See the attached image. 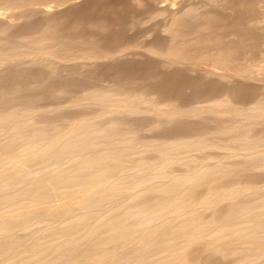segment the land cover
<instances>
[{
	"label": "rangeland",
	"instance_id": "obj_1",
	"mask_svg": "<svg viewBox=\"0 0 264 264\" xmlns=\"http://www.w3.org/2000/svg\"><path fill=\"white\" fill-rule=\"evenodd\" d=\"M78 125H81L80 129ZM84 135L92 139L95 149L110 151L112 159L109 156L104 158L105 162L98 163L99 166H95V161L91 158L77 164L73 155L84 156L88 153L87 149L85 151L80 146L60 155L15 159L17 149L25 147L24 145L52 139L73 140L83 138ZM88 150L92 151L91 147ZM0 159L6 160H0V167L15 163L20 171L33 176V180L37 178L38 182L41 181L40 189L36 190L38 195L32 197V201L16 195L19 186H25L27 178H24L25 183L18 179L16 182L19 184L16 185L19 186L16 189L14 184L4 188L6 197L12 191L10 195L14 194L17 198L6 199L5 202L2 199L0 212L6 213L5 219L11 218L10 215L13 214L12 218H15L17 214L18 218L16 216L17 219L12 221L20 223L22 219V223H25L24 217L28 218L27 224H16V228L19 227L16 230V222L5 224L13 223V229L9 228L13 231H7L8 227L5 225L6 229L1 227L2 239H18L17 245L20 242L18 246H14L16 243L13 240L12 247L15 251L11 247L4 251L8 255H0L1 258L5 257V260L0 258V262L5 264L9 262L8 259L13 264H37L38 260H45V257L53 260L49 264L54 262V245L65 234V238L74 236L75 228L63 225L67 219L63 213L56 216L57 219L54 217V222L57 220L58 223L51 222V217H47L53 210H67L79 199L83 205L77 201L79 205L76 210L79 206L82 207L80 210L86 206L81 212L85 216L84 211H88L86 213L89 217L86 214V218L94 228L90 224L82 225L75 234V239L78 240L87 231L89 234L93 233L89 235L91 239H102L103 236L108 239L112 222L121 221L119 218L123 220L126 214L124 219L130 221L129 217H133L130 211L136 215L143 207L151 213L149 218L152 217L147 222L150 225L144 219L146 224L143 221L141 225L156 227L159 224L158 228L167 220L178 221L182 215L176 207L183 200L187 206L182 214L192 210L190 204L199 205L195 211L204 218L215 214L221 218L228 212L227 214H233L234 221H239L246 218L244 216L252 214L251 218L261 211V219L249 224L251 230L247 227V234L251 237L254 233L256 238L252 237L256 240L246 237V241L245 232H241L244 239H240L241 233L234 231L235 225L227 227L228 231L231 229L230 233L226 229L223 230L225 233L219 232V236L225 235H222L224 238L231 234L229 238L233 239L228 241L219 237L214 232L215 229L211 231L212 235L215 233V237L222 239L216 240L210 234L212 225L201 241L192 242L194 244L191 243L190 248V244L187 246L188 251L185 250L184 253L188 255L180 258L181 261L187 259L186 261L178 259L179 262L175 260L162 264H264V241H260V233L252 231L258 228L257 224L264 226V0H0ZM87 161H93V165ZM201 167L209 169L208 173L200 170ZM76 168L82 173L71 181L74 186L49 175V172L63 169L70 170L71 173ZM91 171H98L95 173L100 175L95 176L94 173V180ZM200 171L205 172L204 177L191 179L189 182L187 180L186 184L184 181L176 182L182 174L186 177L187 174L189 176ZM144 175H148L147 185L151 188L144 191V194L149 192L145 196L141 188L143 185L147 186L146 180L138 182L141 185L144 183L142 187L137 182L132 183L137 190L128 182L126 184L130 186H127L124 181L122 183L125 185L115 182L119 185L113 188L115 190L112 189L116 185L113 181L120 176L131 178ZM78 180H84L86 184L92 181L93 184L84 186L85 182L82 184ZM103 180H106L105 183ZM100 181L108 184V187L100 185ZM235 185L245 187L246 191L240 193V187L239 196L235 192L231 194L232 198L220 195L221 201L218 200L223 190H229ZM97 186L99 190L105 189L106 193L95 189ZM107 188L112 189L111 196L107 194ZM85 190L86 193L83 192ZM88 191L99 194L87 195L89 199H97L94 201L95 205L100 200L99 196L107 198L101 196L103 200L97 203L100 205L98 207H91V202L86 199L84 202L89 204L87 207L83 200L87 198L85 194ZM213 191L215 197L216 192L220 191L219 197L214 200V195H210ZM7 200L8 203L14 202L8 205ZM193 200L202 203L193 204ZM207 200L212 202L208 203ZM163 201L167 204L161 208ZM245 204L249 209L247 215L245 211L242 212V205ZM234 205L237 210L241 208L240 211L234 209L236 213H229L228 210L233 209ZM89 206L91 210L95 207L94 211L87 210ZM151 207L153 208L150 210ZM200 208L201 211L198 212ZM137 209L139 212L135 213ZM24 210H28L31 215L27 216V211L25 214ZM76 210L74 209L75 214L81 213ZM3 213L0 214L1 218ZM176 214L179 217H175ZM94 218H101L97 219L100 227ZM101 221L104 223L102 226ZM89 225L94 230L89 231ZM144 225L142 227L145 230ZM231 226L235 228L233 231ZM154 227L149 229L153 230ZM83 228L87 231H82ZM144 230L141 231L145 234ZM121 232L123 233V229ZM142 232L134 231L130 238L125 231L123 234L117 231L116 242H122L123 245L113 242L117 246H114L116 250L111 251L116 254L120 249L117 252L120 253L125 246L121 255H128V249L132 246L127 247L126 244L132 245L131 239L142 237L143 234H138ZM234 232L238 235L233 236ZM2 233L9 237L6 238ZM118 235H122L123 239ZM206 237L214 238L211 243L217 245L210 246ZM83 239L85 242L81 241ZM83 239L75 241L82 252L87 248L89 250L86 246L90 244L89 238ZM124 239L126 243L123 242ZM211 239L209 238V242ZM32 244L39 249L31 251ZM118 245L122 247L118 249ZM156 250L149 247V255H157L159 251ZM32 252L42 258L36 260L34 256L37 255L33 253V256ZM109 259L106 257L104 262L107 260L109 263L112 260Z\"/></svg>",
	"mask_w": 264,
	"mask_h": 264
},
{
	"label": "bare ground",
	"instance_id": "obj_2",
	"mask_svg": "<svg viewBox=\"0 0 264 264\" xmlns=\"http://www.w3.org/2000/svg\"><path fill=\"white\" fill-rule=\"evenodd\" d=\"M176 20V19H175ZM223 55V54H222ZM226 59V58H225ZM227 59H228V57H227ZM227 62V61H226ZM221 63V62H220ZM168 108V107H167ZM167 108H166V110H167ZM162 111V110H161ZM170 111V110H169ZM171 112V111H170ZM169 112V113H170ZM176 112V111H175ZM164 113V112H163ZM168 113V112H167ZM168 113V114H169ZM172 114V113H171ZM76 125H74L73 126V129H74V127H75ZM79 127V129L81 128L80 126L81 125H78ZM83 128V127H82ZM72 129V128H71ZM85 129V128H84ZM90 130V129H89ZM88 130V131H89ZM88 131H86V132H88ZM91 132H92V130H90ZM89 131V132H90ZM94 131V130H93ZM89 132H88V135H89ZM94 133V132H93ZM37 134H39V133H37ZM65 134V133H64ZM64 134H62V135H64ZM86 134V133H85ZM67 135H68V133H67ZM64 136H66V135H64ZM63 136V137H64ZM85 137H80V138H76V139H73V140H71V138H69V139H66V140H63L64 138H62L61 140H63V141H61L60 139H52L51 141H44L43 143H34L35 145H33V143L32 144H27V145H24L25 147H22V148H20V149H17V153L15 154V159H22L23 157L25 158H33V157H38V155H49V154H55V155H60V154H62V153H65V152H68V151H70V150H73V148L74 147H76V146H80V147H83V148H85L84 150L86 151V149H87V154L86 155H81V156H76L75 154L73 155V157H74V159H75V162L78 164V163H82L83 161H85L86 159H89V158H91L93 161H95L94 163V165L96 166H99V164L98 163H101L103 160H104V158H111L112 156H110V155H112V153L110 154V151H107L106 149H103V150H99L98 148L97 149H95L94 148V144H93V142H92V139L89 137V136H91V134L88 136L89 138H87L86 136L87 135H84ZM93 137V136H92ZM68 138V137H67ZM48 139V138H47ZM124 140V139H123ZM120 141V140H119ZM130 142V141H129ZM124 143V142H123ZM142 143V142H141ZM117 144V143H116ZM120 144V143H119ZM128 144H130V143H128ZM180 144V143H179ZM31 145H33V146H31ZM115 146V145H114ZM120 146V145H119ZM121 146H123V145H121ZM142 146V145H141ZM159 146V145H158ZM161 146H162V144H161ZM91 147V149H92V151H90V150H88V148H90ZM146 147V146H145ZM198 147V146H197ZM204 147V146H203ZM79 148V147H78ZM82 148V149H83ZM122 148V147H121ZM129 148V147H128ZM133 148V147H132ZM151 148V147H150ZM155 148V147H154ZM161 148V147H160ZM166 148V147H165ZM108 149V148H107ZM117 149V148H116ZM81 150V149H80ZM111 150V149H110ZM172 150V149H171ZM251 152V151H250ZM84 153V152H83ZM257 153V152H256ZM77 154V153H76ZM253 155V154H252ZM109 156V157H108ZM112 159V158H111ZM116 159V158H115ZM0 160H4V159H0ZM114 160V159H113ZM116 160H118V159H116ZM5 162H6V160H4ZM92 161V162H93ZM161 161V160H160ZM159 160H158V162H160ZM88 162V164H89V162L90 163H92L91 161H87ZM87 162H85V163H87ZM96 162H97V164H96ZM103 162H105V161H103ZM173 162H174V160H173ZM1 163H3V161L1 162ZM8 163V162H7ZM198 163V162H197ZM84 164V163H83ZM104 164V163H103ZM162 164V163H161ZM1 165H3V164H1ZM6 165V164H5ZM86 165V164H85ZM92 165H93V163H92ZM105 165V164H104ZM166 165V164H165ZM102 166V164H100V167ZM141 166V165H140ZM200 166V165H199ZM81 167H82V169L84 168L85 169V166H83V165H81ZM167 168V167H166ZM202 168V167H201ZM78 169H79V165H78ZM205 169V168H204ZM203 168L202 169H200V170H204ZM207 169V168H206ZM22 170V169H21ZM163 170V169H162ZM209 170V169H208ZM208 170H204V171H206L207 173H208ZM70 170H66V169H63V170H58V171H55V172H49V175L51 174L52 175V177H53V179L55 178L56 180L58 179H60L59 181H61V180H64V181H67V182H70L71 184H72V182L71 181H73L75 178H77V177H75V176H77V174H79L81 171H78L77 170V168L76 169H73V172L71 171V173L69 172ZM95 172H98V171H95ZM95 172H92L91 171V173H93V176H94V173ZM82 173V172H81ZM90 173V172H89ZM91 173H90V175H91ZM205 173V172H204ZM204 173L202 172V171H200V172H194V173H192V174H190L189 176H188V174H187V176L185 177L184 175L185 174H180L179 176H180V178L178 179V180H176V182L177 183H179V182H185V181H187V182H189V180H191V179H199L200 177H204L205 175H204ZM99 175H100V173H98ZM97 174V175H98ZM144 174V173H143ZM142 174V175H143ZM159 174V173H158ZM177 174V173H176ZM179 174V173H178ZM177 174V175H178ZM203 174V175H202ZM96 175V173H95V176H97ZM209 175V174H208ZM79 176V175H78ZM95 176H94V180H95ZM148 176V175H147ZM146 175H144V176H141V177H131V178H125V177H122V176H120V177H118V179L116 178V180H114L113 178V182L115 183V182H121V184H123L122 182L124 181L125 182V184H126V182H128V183H130V184H132V183H136L137 182V184H139V185H141L140 183H138V182H140V181H147L148 182V177H147ZM184 178H183V177ZM80 177V176H79ZM98 177H100V176H98ZM98 177H96V179L98 178ZM206 177H208V176H206ZM24 178H27L28 179V181H29V179H32L33 178V176L31 177V176H29L28 174H26V173H24L23 171H20V168H18V167H16L15 166V163H8L6 166H4V167H0V204H1V201H2V199L4 200V202H5V200L6 199H8V200H11V198H13L14 197V194H12V195H10V193H12V191H10V193H9V196H7L6 197V194H4L5 193V191H4V188H7V187H9V186H11V185H13L14 184V186H15V189H16V183H18L19 184V182H20V179H22L23 181V183H25L24 181L26 180H24ZM91 178V177H90ZM19 179V182H16L17 180ZM35 180H31V182L29 181H26V184H27V182H28V184L26 185L25 184V186H22V184L23 183H21V186L22 187H20L19 185V188H18V186H17V193H16V195L17 194H19L20 196H23V198L25 197V198H27V199H29V200H31V198L32 197H34L37 193V189H40V186H41V181L40 182H38V179L37 178H34ZM36 179H37V181H36ZM103 179H104V177H103ZM177 179V178H176ZM207 179V178H206ZM92 180V179H91ZM93 180V181H94ZM98 180H102V179H99L98 178ZM109 180V179H108ZM107 180V181H108ZM174 180V179H173ZM59 181H57V182H59ZM78 181H80V180H78ZM86 181H89V179L88 180H86ZM104 181V180H103ZM106 181V180H105ZM105 181H104V183H105ZM111 181V180H110ZM171 181V180H170ZM81 182V181H80ZM85 181L83 180L81 183L83 184ZM145 183L146 185L147 184H149V182L148 183ZM193 182V181H192ZM90 183H92V181H90ZM90 183H87V184H90ZM96 183H97V181H96ZM104 183H101V181L99 182V184L101 185L102 184V186H103V184ZM107 183H109V181L107 182ZM134 183V184H135ZM142 183V182H141ZM171 183V182H170ZM177 183H175V184H177ZM85 185L84 186H89V185H87L86 184V182L84 183ZM93 184V183H92ZM91 184V185H92ZM95 184V183H94ZM98 184V186L100 187V185ZM110 184H112V182H110ZM116 184V183H115ZM120 184V186H123V185H125V184H123V185H121ZM136 184V185H137ZM144 184V183H143ZM142 184V185H143ZM185 184H186V182H185ZM73 185V184H72ZM108 184H104V187L105 186H107ZM114 185V184H113ZM117 185H119L118 183L116 184V185H114L113 187H112V189L116 186L117 187ZM127 186H130L129 184H126ZM139 185H137L138 187H139ZM142 185H141V187H142ZM170 185V184H169ZM66 186V185H65ZM74 186V185H73ZM96 186V185H95ZM98 186L95 188V189H97V190H99V188H98ZM110 186V185H109ZM132 187L134 186L133 184L131 185ZM163 186V185H162ZM165 186H167V185H165ZM173 186V185H172ZM175 186V185H174ZM173 186V187H174ZM177 186H179V185H177ZM79 188H81L80 186H78ZM104 187H102V188H104ZM108 187V186H107ZM115 187V188H116ZM140 187V188H141ZM143 187H145V185H143ZM142 187V188H143ZM164 187V186H163ZM172 187V188H173ZM176 187V186H175ZM240 187L242 188V186H240V185H238V186H233L232 188H230L229 190L227 189H225V191L223 190L222 192L223 193H225V194H223V193H221V194H219L220 193V191H217L216 192V195H217V197H219L220 195L221 196H223L224 197V195H228V196H230L231 197V194H234L235 192H238V190H240ZM76 188V187H75ZM79 188H77V189H79ZM87 188V187H86ZM92 188H93V185H92ZM101 188V187H100ZM106 188V187H105ZM111 188V187H110ZM125 188H128V187H125ZM134 188H135V186H134ZM133 188V189H134ZM141 188V190L143 191V195L145 196L146 194H148L149 192H147L146 194H144L146 191H149V189H151V188H149V186L147 185L146 187H145V189L143 188L142 189ZM158 187H156V189H157ZM167 188V187H166ZM229 188V187H228ZM245 188V187H244ZM244 188H242V190H241V192L240 193H242V191L244 190V191H246ZM248 187H246V189H247ZM15 189L13 190V193H15L14 191H15ZM74 189V188H73ZM76 189V190H77ZM83 189V188H82ZM82 189H80V190H82ZM94 189V188H93ZM108 189V188H107ZM112 189H108L109 191V193L107 192V194H109L110 196L112 195V194H110V190H112ZM129 189V188H128ZM136 189V188H135ZM138 189V188H137ZM136 189V190H137ZM159 189V188H158ZM164 189V188H163ZM170 189V188H169ZM103 190V192H105L104 190L105 189H101V190H99V191H102ZM113 190H115V189H113ZM160 190V189H159ZM177 190V189H176ZM176 190H174V191H176ZM78 191V190H77ZM107 191V190H106ZM139 191V190H138ZM145 191V192H144ZM168 191H170V190H168ZM173 191V192H174ZM261 191V190H260ZM1 192H3L2 194L3 195H1ZM80 192V191H79ZM82 192V191H81ZM83 192H85L86 193V190L85 191H83ZM83 192H82V194H83ZM89 192V191H88ZM87 192V194H85L86 195V197H87V195L88 194H91V196H93V195H96V193L95 194H93V193H88ZM102 192V193H103ZM114 191H112V193H113ZM135 192V191H134ZM239 192H238V195L237 196H239L240 194H239ZM7 193V192H6ZM99 193V192H98ZM106 193V192H105ZM139 193H140V195H142L141 193L142 192H140L139 191ZM208 193V192H207ZM214 191H213V194H211L210 193V195H214ZM80 195H82L81 193H79ZM135 194V193H134ZM171 194V193H170ZM173 194V193H172ZM171 194V195H172ZM175 194V193H174ZM218 194H219V196H218ZM15 195V196H16ZM38 195V194H37ZM99 194H97L96 196H98ZM109 195H107V196H109ZM129 195V194H128ZM208 195V194H207ZM82 196H84V195H82ZM88 196H90V195H88ZM102 196V195H101ZM101 196H99V199L100 200H103V198L101 199L100 197ZM104 196V195H103ZM102 196V197H103ZM135 196V195H134ZM172 196H174V195H172ZM176 196V195H175ZM209 196V195H208ZM212 196H209V197H212ZM221 196L218 198V200L221 198ZM18 197V196H17ZM85 197V196H84ZM104 197H106V196H104ZM129 197V196H128ZM143 197V196H142ZM170 197V196H169ZM204 197H206V195L204 196ZM209 197H207V198H209ZM217 197H215V195L213 196V200H214V198H217ZM222 197V198H223ZM227 197V196H226ZM233 197V196H232ZM231 197V198H232ZM22 198V199H23ZM36 198H37V196H36ZM80 198H82V197H80ZM93 198V197H92ZM91 197H90V199L87 197V198H84L85 200H83V202L84 201H86V199H87V201L89 200L90 202H91V207L92 206H94L95 205V203H94V201H95V199L96 198H93L94 200L93 201H91V199H92ZM107 198V197H106ZM127 198V197H126ZM166 198V197H165ZM207 198H205V199H207ZM17 198H15L14 197V200H16ZM105 199V198H104ZM128 199V198H127ZM130 199H131V197H130ZM173 198H170V200H172ZM182 199V198H181ZM205 199H203L204 201H206ZM228 199V198H227ZM230 199V198H229ZM8 200H7V204L9 205L10 203H13L14 202V200L12 201V202H10V203H8ZM29 200H27V201H29ZM34 200H36V199H34ZM80 200V199H79ZM79 200H77L78 202H79ZM97 200V199H96ZM100 200H98V201H100ZM126 200V199H125ZM138 200V199H137ZM146 200V199H145ZM163 200H164V198H163ZM167 200H168V198H167ZM166 200V201H167ZM176 200V199H175ZM180 200V199H179ZM208 200H211L210 198L208 199ZM207 200V201H208ZM217 200V201H218ZM223 200V199H222ZM32 201V200H31ZM75 202V203H77V204H75V203H73V205H71L70 207H68L67 208V210H64L63 212H61V211H57V210H53V209H51V210H53V212H49V215H48V213H47V215L49 216V217H47V218H50V220H51V222L53 221L54 222V220H55V218H56V216H59L61 213H63V215H65L66 216V222L65 223H63V225H65L66 227L67 226H71L73 229L75 228V231L73 232V233H75L76 234V231H79V229H81L85 224H90V221L88 222V218H86V212H88V211H84L85 212V216H83L84 215V213L82 214V212L81 211H83L84 209H86L85 207L83 208V210H80V208L82 209V205H83V203L81 202H79L80 203V205L81 206H79L80 208L78 209V210H80L79 212H81V213H77V214H79V215H77V214H75L74 212V209L76 210V208H77V206L79 205L78 204V202ZM81 201H82V199H81ZM97 201V203H101V201L100 202H98ZM128 201V200H127ZM139 201V200H138ZM203 201V203H205V204H207L206 202H204ZM220 201H221V199H220ZM96 202V201H95ZM113 202H114V200H113ZM164 202V204H161L160 202V204L162 205L161 206V208H164V207H166V202L165 201H163ZM179 202H181V201H179ZM187 202V201H186ZM198 202V201H197ZM199 202H201V201H199ZM198 202V203H199ZM211 203L212 201H208V203ZM215 203H216V199H215V201H214ZM87 203V202H86ZM85 202H84V204H86ZM92 203H94L93 205H92ZM97 203H96V205H97ZM172 203V202H171ZM183 203V204H182ZM182 203H180V204H177L178 206L176 207V209L179 211H181V215L182 216H180L179 217V212L177 213V214H179V215H177L176 214V216L175 217H179V220L178 221H174V222H172V221H165L164 223H161L162 225H160V227H158L157 228V226H159V224H156L155 226L156 227H154V225L153 226H149L150 224L149 223H147V222H149L150 220H151V217L149 218V215L151 214L150 212H149V210L147 209V208H142V209H140L141 211V215H140V212H139V209H137V210H135V213H136V211H138L139 213V215L136 213V215H134V213H133V211L131 210L130 211V214H132L133 215V217H129L130 218V221L128 220V219H124V218H126L127 216V214L125 215V217L123 218V220L121 219V218H119L121 221H118V222H116V223H114V222H112L113 224H111L110 225V230H111V232H109L111 235H109V233H108V239H106L104 236V238L105 239H103V237H102V239H99V238H97V239H91V237L89 236V235H92L93 233L92 232H90V234L88 233V231L87 230H85V228H83L82 229V231L83 230H85V231H87V232H84V234H83V236L82 235H80V236H82V238L81 237H79V240L78 239H75V238H77V236L74 234V236H69V237H67V238H65L66 237V234H65V237L63 238H61L60 239V241L57 243V244H55L54 245V249H55V251H53L52 250V252H54V253H52V254H54L55 255V259L52 257V259H54V262H51V264L53 263V264H106V262H107V260H106V262H104V260H105V258L107 257V258H110V259H112L111 261H110V259H109V263L108 264H149V261H151L150 262V264L152 263V264H159V263H163V262H172V261H177V262H179L178 261V259L181 261V257L183 256H186V255H188V254H185L184 252H185V250L186 251H188L186 248H187V246L190 244V246L188 247V248H190L192 245H191V243L192 242H194V241H201L202 239L201 238H203V236L205 237L206 236V233H207V230H209L208 228H209V226H212L213 225V227H212V229L210 230V234H211V231H213L214 229V232L215 233H217L218 234V236L220 235V233L219 232H221V233H223L225 230L224 229H226L227 230V227L229 226V225H233V227H234V225H235V227H236V230H234V231H236L237 232V230L238 231H240V233L242 232H245V234H249V232H247L248 231V229H250L251 230V228L250 227H248V226H250L249 224L252 222V221H259V219H261V217H262V214H260L261 213V211H260V213H258V214H256L255 216H253V217H251V218H249L250 217V215H252V214H250V213H248V214H250L249 215V217H247L248 215L246 214V212H248V206L245 204V205H242V212H244L245 213V215H247V216H244V214H243V216L244 217H246V218H244V219H242V220H239V221H234L233 219H232V215L233 214H227L226 213V215H223L224 216V218H223V216L221 217V218H219L220 216H218L217 217V215L215 214V215H209V218H208V216H207V218H204V217H201L195 210V208H196V206H199V205H196V206H193L192 204H190L191 206V209L192 210H190L187 214H182L183 212H182V210L183 209H185L186 208V206L187 205H184V204H186L185 203V201L183 200L182 201ZM190 203H191V201H190ZM193 204H195L196 202H194V200H193V202H192ZM198 203H196V204H198ZM202 203V202H201ZM201 203H199V204H201ZM114 204V203H113ZM122 204V203H121ZM132 204V203H131ZM149 204V203H148ZM243 204V203H242ZM3 205V204H2ZM4 205H6V203L4 204ZM8 205H6V206H8ZM88 203H87V207H88ZM95 205V206H96ZM99 205V204H98ZM98 205H97V207H98ZM138 205V204H137ZM145 205V204H144ZM168 205H170V203L168 204ZM1 206V205H0ZM100 206V205H99ZM116 206H118V205H116ZM115 206V207H116ZM130 206V205H129ZM138 206H142V205H138ZM145 206H147V203H146V205ZM204 206V205H203ZM236 205H234L233 206V209L232 208H230V210H228L229 211V213L231 212V211H234V209H236L237 210V208H234ZM91 207L89 206V208H87V210L88 209H90V211L92 212V211H94V209H95V207H94V209H92L91 210ZM109 207V206H108ZM135 207L137 208V206L135 205ZM150 206H148V208H149ZM167 207H169V206H167ZM172 207H173V205H172ZM101 208V207H100ZM105 208V207H104ZM110 208V207H109ZM117 208V207H116ZM128 208H130V207H128ZM139 208V207H138ZM153 207H151L150 208V210L152 209ZM159 208V207H158ZM197 208H199V207H197ZM47 209V208H46ZM113 209V208H112ZM132 209V208H131ZM168 209V208H167ZM232 209V210H231ZM239 209H241V208H239ZM237 210V212L238 211H240V210ZM248 209V210H247ZM29 210H31L32 211V209H29ZM48 210H50V208H48ZM78 210H76V211H78ZM97 210V209H96ZM99 210V209H98ZM105 210V209H104ZM111 210V208L109 209V211ZM114 210V209H113ZM112 210V211H113ZM118 210V209H117ZM127 210V209H126ZM126 210H124V212L126 211ZM130 209H128L127 211H129ZM198 210V209H197ZM252 210V212H253V209H251ZM1 211V210H0ZM21 211V210H20ZM19 211V215H20V212ZM25 211V210H24ZM23 211V212H24ZM27 211V216H29V214L31 215V213H28V210H26ZM26 211H25V214H26ZM34 211H36V210H33V212ZM44 211L46 212V210L44 209ZM90 211H89V213H90ZM101 211V210H100ZM127 211L125 212V213H127ZM162 211V210H161ZM201 211V208L199 209V211L198 212H200ZM258 211H259V209H258ZM37 212V211H36ZM41 212V211H40ZM48 212V211H47ZM96 212H98V211H96ZM107 212H108V208H107ZM107 212H105V213H107ZM160 212V211H159ZM175 212V211H174ZM255 212H256V210H255ZM1 213H3V212H0V214ZM9 214H11L12 212H8ZM17 213V212H16ZM99 213H101V212H98V214ZM113 213V212H112ZM112 213H111V215H112ZM155 213V212H154ZM172 213V212H171ZM232 213V212H231ZM234 213H236V211H234ZM262 213H264V212H262ZM23 214V213H22ZM21 214V216H23ZM44 214H46V213H44ZM80 214H82L81 216H80ZM94 214V213H93ZM107 214H109V213H107ZM254 214V213H253ZM4 215H6V213L4 212L3 213V215H2V218L4 217ZM46 215V216H47ZM88 215V214H87ZM91 215V214H90ZM103 215V214H102ZM123 215H124V213H123ZM203 215V214H202ZM227 215H229V216H227ZM234 215H237V214H234ZM1 216V215H0ZM8 216V215H7ZM6 216V217H7ZM13 217L14 216V214L13 215H10V217ZM16 216H17V214H16ZM16 216H15V218H9V217H7L6 219H5V217H4V219H2L1 217V220H0V229H1V227H2V229H3V226L5 225V224H8V222H16V221H12V220H15V219H17L18 218V216H17V218H16ZM21 216H19L20 218H21ZM25 216V215H24ZM23 216V217H24ZM37 216V215H36ZM62 216V215H61ZM96 216V215H95ZM94 216V217H95ZM98 216H100V215H98ZM204 216H206V215H204ZM239 216V215H238ZM242 216V217H243ZM22 217V218H23ZM55 217V218H54ZM87 217H89V215L87 216ZM101 217V216H100ZM143 217V218H142ZM19 218V219H20ZM26 218V219H25ZM30 218V217H29ZM91 218V217H90ZM103 219H104V217H102ZM105 218H107V217H105ZM132 218V219H131ZM153 218H154V216H153ZM153 218H152V220H153ZM163 218V217H162ZM235 218V217H234ZM18 219V220H19ZM24 219L27 221V217H24ZM40 219V218H39ZM57 219V218H56ZM60 219V218H59ZM98 219V218H97ZM97 219L95 220V218H94V221H96L97 222ZM101 218H99L98 220H100ZM102 219V220H103ZM108 219V218H107ZM106 219V220H107ZM118 219V220H119ZM146 221V223L147 224H149V225H144V224H140V223H142L144 220ZM230 219V220H229ZM166 220V219H165ZM233 220V221H232ZM21 221V222H20ZM19 222L20 223H18V221L15 223V230L16 229H18V228H16V224H21L22 223V221H24V220H20ZM26 221H25V223L23 222L22 223V225L23 224H27L26 223ZM57 221V220H56ZM55 221V222H56ZM116 221V220H115ZM145 221L143 222V223H145ZM28 222H29V220H28ZM41 222V221H40ZM54 222V223H55ZM88 222V223H87ZM93 222V221H92ZM91 222V223H92ZM102 223H101V226H102V224H104L103 223V221H101ZM105 222V221H104ZM161 222V221H160ZM56 223H58V222H56ZM60 223H62V221L60 222ZM145 223V224H146ZM154 223V222H153ZM152 223V224H153ZM13 224V223H12ZM11 223L9 224V225H5V226H7L8 228H7V231H10V230H12L13 228L11 227V226H14V224L12 225ZM93 224V223H92ZM97 225H99L100 224V222H97L96 223ZM96 224H94V225H96ZM62 225V224H61ZM62 225V226H63ZM83 225V226H82ZM91 225V224H90ZM90 225L88 226V227H90ZM141 225V227L144 225L146 228H145V230H144V228L142 229L141 227H139ZM214 225H216V227L214 226ZM4 226V227H5ZM85 226H87V225H85ZM92 226V225H91ZM149 226V227H148ZM12 228V229H9V228ZM20 227H22L21 225H20ZM93 227V226H92ZM96 227V226H95ZM98 227H100V225L98 226ZM151 227H154V229L152 230V229H149V228H151ZM247 227H248V229H247ZM256 227H258V228H253L254 230H252L253 232L255 231V233H257L258 232V234L260 233L261 234V237H260V235H257V236H259L261 239L262 238H264V226L263 225H261V224H257V226ZM91 228V227H90ZM94 228V227H93ZM93 228H91L89 231H92V230H94ZM138 228H141V230H144L145 231V234L141 231V230H139ZM211 228V227H210ZM231 228H232V226H231ZM2 229H1V231H2ZM4 229H6V227L4 228ZM9 229V230H8ZM70 229V228H69ZM95 229H97V228H95ZM123 229V233H124V231L128 234L127 236H129L130 237V235H132L133 233H134V231L135 232H137V230H138V232H142V233H138L139 234V236H140V234H143V236L142 237H140V238H137L136 237V239L138 240H136V239H131L133 242H134V244H133V242H132V245H127L126 244V246L128 247H130V246H132V248H129V249H131V250H129L128 249V255H126V256H122L121 255V253L124 251L123 250V248L125 247V246H123V248L121 249L122 251H120V253H117L120 249V246L122 247V242H120L122 245H118L119 247H118V251H116V254L113 252V251H111V249H113V250H116V249H114V248H116V247H114L116 244H120V243H118V242H116L117 241V239H116V236L115 235H117L116 234V232L117 231H119L121 234H123L122 232H121V230ZM157 229V230H156ZM233 229H235V228H232V231H233ZM224 230V231H223ZM231 229L229 228V231H230ZM249 230V231H250ZM1 231H0V235H1ZM7 231H5V232H7ZM13 231V230H12ZM11 231V232H12ZM70 231V230H69ZM73 230H71V232H72ZM81 231V230H80ZM100 231V230H99ZM153 231H155V232H153ZM157 231V232H156ZM223 231V232H222ZM228 231V230H227ZM228 231V232H229ZM252 231H250L251 233L250 234H252ZM10 232V233H11ZM94 232V231H93ZM95 232H96V230H95ZM94 232V233H95ZM213 232V233H214ZM236 232H234V235L233 236H235V235H238V234H236ZM4 233V232H3ZM2 233V234H3ZM15 233V232H14ZM70 233V232H69ZM79 233V232H78ZM92 233V234H91ZM97 233H98V231H97ZM96 233V234H97ZM209 233V232H208ZM214 233V234H215ZM225 233V232H224ZM230 233V232H229ZM228 233V234H229ZM240 234V236L242 235L243 236V234ZM6 234V233H5ZM9 234V233H8ZM11 234H13V233H11ZM11 234H9V235H11ZM81 234H82V232H81ZM105 234V233H104ZM212 235L211 234V237H215L216 235ZM232 234H233V232H232ZM245 235V238L246 237H248V239L250 238H253V237H255L253 234H252V236L250 237L249 235ZM4 235V234H3ZM71 235V234H70ZM98 235V234H97ZM107 235V234H106ZM105 235V236H106ZM136 235V233L134 234V236ZM150 235H153V236H150ZM209 234H207V236H208ZM222 235H224V234H222ZM219 236V237H222V239L223 240H230L231 238L233 239V237H231V238H229V236L231 235V234H229V236L227 235V233H226V237H228L227 239H226V237L224 238V236ZM5 236V235H4ZM13 236H15L14 234H13ZM67 236H68V234H67ZM88 236V237H87ZM99 236V235H98ZM119 236H122V235H118L117 237H119ZM126 236V237H127ZM151 238H150V237ZM210 236V235H209ZM215 237V239L217 240V238H219V237ZM232 236V235H231ZM240 237V239L242 238V239H244L243 237ZM263 236V237H262ZM6 237V236H5ZM5 237H3V238H5ZM7 237H9L8 235H7ZM6 237V238H7ZM11 237V236H10ZM17 237V236H16ZM87 237V238H86ZM93 237V236H92ZM126 237H125V239H126ZM211 237H209L210 239H211ZM237 238H238V236H236ZM236 237H234V238H236ZM11 238H15V237H11ZM11 238H9V239H11ZM18 238H19V236H18ZM83 238H85L86 240H88V238H89V243L90 244H88L89 246H86V247H89V250H88V248L87 249H85V250H87V251H85L84 250V252H82L81 250L79 251V249H78V245H76V242L75 241H80L81 239H83ZM101 238V237H100ZM130 238H132V236L130 237ZM146 238H148V240L146 239ZM207 238V237H206ZM209 238H207L208 239V244L210 245V246H213V244H215L214 242H213V244L211 243L212 241H214V238H212L211 239V241L209 242ZM256 238V237H255ZM255 238H253V239H255ZM8 239V238H7ZM7 239H2L1 237H0V255L1 254H3L4 253V251L5 250H7V249H10L11 247H12V245L14 244V243H12L13 242V240H14V242L16 243L17 242V240H15V239H11V240H7ZM122 239H123V236H122ZM121 238H120V241L122 240ZM125 239L123 240V242L125 241ZM128 239V238H127ZM146 241H145V240ZM201 239V240H200ZM221 238H219V240H222ZM247 239V238H246ZM245 239V240H246ZM248 239L246 240V241H248ZM249 239V240H250ZM260 239V241H264V239L263 240H261ZM20 240H22V241H24L23 239H20ZM118 240H119V238H118ZM134 240H136V241H134ZM204 240H206V239H203V241ZM237 240V239H236ZM235 240V241H236ZM239 240V239H238ZM256 240V239H255ZM254 240V241H255ZM21 241V243H23ZM81 241H84V239L83 240H81ZM127 241V240H126ZM129 241V240H128ZM240 241H243V240H240ZM254 241H253V243H254ZM258 241H259V239H258ZM257 241V242H258ZM85 242V241H84ZM113 242H116V244L114 245L113 244ZM216 242V241H215ZM220 243L222 242V241H219ZM224 242V241H223ZM226 242V241H225ZM233 242H234V240H233ZM20 243V242H19ZM19 243H18V245H19ZM80 243V242H79ZM113 244V245H110V244ZM124 243H126V242H124ZM127 243H129V242H127ZM196 243V242H195ZM230 243V242H229ZM232 243V242H231ZM248 243H250V241L248 242ZM252 243V242H251ZM36 244V243H35ZM192 244H194V243H192ZM219 244V243H218ZM17 245V243H16V245L14 244V246H18ZM33 245V244H32ZM37 246H38V244H36ZM35 245V246H36ZM109 245L110 246H113L112 248H110L109 247ZM125 245V244H124ZM215 245H217V243L215 244ZM34 245H33V248H31V251H33L34 249H36V250H38L41 246H36L37 248H34L35 247ZM53 246V245H52ZM78 246V247H77ZM117 246V245H116ZM149 247H150V249H157L156 251L158 252L159 251V253H157V255L156 254H154V255H152V256H150L149 255ZM152 247V248H151ZM13 248V247H12ZM81 248H82V246H81ZM99 249V250H97V249ZM14 249V248H13ZM33 249V250H32ZM41 249V248H40ZM67 249V250H66ZM109 249H110V251H109ZM36 250L34 251V252H36ZM66 250V251H65ZM94 250L96 251V252H94ZM101 250V251H100ZM14 251H15V249H14ZM65 251V252H64ZM34 252H32L31 254L33 255V253ZM40 252V251H39ZM67 252V253H66ZM155 252V251H154ZM37 254H38V252H36ZM36 253H34L35 255H37ZM112 253H114V259H113V256H112ZM10 254V253H9ZM40 254V253H39ZM52 254H50V256H52ZM125 254V253H124ZM123 254V255H124ZM183 254H185V255H183ZM6 255H8V253L7 254H5L4 253V256H6ZM2 256V255H1ZM0 257L2 260H5L4 258L5 257ZM34 256V255H33ZM50 256H48V257H50ZM35 258H36V260H37V258H42L41 256H34ZM182 257V258H183ZM27 259H29V257L27 256L26 257ZM34 258V259H35ZM47 257H45V260H38L37 262V264H49L50 263V261H53V260H50V258L49 259H46ZM185 258V257H184ZM187 258V257H186ZM27 259H25V260H27ZM43 259H44V257H43ZM187 260V259H186ZM186 260H182V261H186ZM7 261V260H6ZM8 261L10 262H8L7 264H11L12 263V260L10 259H8ZM14 261V260H13ZM28 261V260H27ZM31 261V260H30ZM30 261H28V262H30ZM181 261V262H182ZM5 262V261H4ZM23 263H24V261H22ZM104 262V263H103ZM177 262H175V264H177ZM188 262V261H187ZM1 264L3 263V261H1L0 262ZM26 263V262H25ZM24 263V264H25ZM36 263V262H35ZM184 263H186V262H184ZM183 263V264H184ZM189 263V262H188ZM187 263V264H188ZM3 264H5V263H3ZM13 264V263H12ZM28 264H32L31 262L30 263H28ZM165 264V263H164ZM169 264H171V263H169ZM179 264V263H178ZM182 264V263H181ZM192 264H196V263H193L192 262ZM198 264V263H197Z\"/></svg>",
	"mask_w": 264,
	"mask_h": 264
}]
</instances>
